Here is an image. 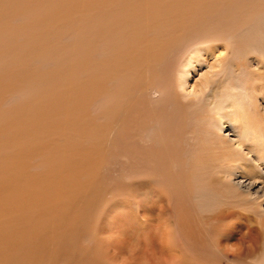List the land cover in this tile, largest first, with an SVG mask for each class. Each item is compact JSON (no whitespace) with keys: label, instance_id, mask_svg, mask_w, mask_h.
Listing matches in <instances>:
<instances>
[{"label":"bare ground","instance_id":"6f19581e","mask_svg":"<svg viewBox=\"0 0 264 264\" xmlns=\"http://www.w3.org/2000/svg\"><path fill=\"white\" fill-rule=\"evenodd\" d=\"M229 56L264 61V0H0V264H209L214 249L264 264L259 227L238 234L233 212L264 220V131L239 72L216 89ZM121 137L144 172L108 188ZM186 193L219 207L208 226ZM106 197L133 211L118 204L91 231Z\"/></svg>","mask_w":264,"mask_h":264},{"label":"rangeland","instance_id":"374dc122","mask_svg":"<svg viewBox=\"0 0 264 264\" xmlns=\"http://www.w3.org/2000/svg\"><path fill=\"white\" fill-rule=\"evenodd\" d=\"M173 61L174 60L171 59L170 62H168V63H170V64H168V68H169L170 73H173V70L177 66V65L176 66L174 65V67H173V64H174ZM211 62H212L211 60L207 59L203 63L200 64L199 68L191 71L190 76H189L191 84L199 78L200 74H203L204 72L208 71L207 68H209V66L211 65ZM224 63H229V65L234 70L232 73L225 74V72H223L222 75L219 74V77L217 79L216 89H218V88L221 89V87L224 86L228 82L229 77L234 78L236 75V72H239L236 80H234V81L232 80L231 83L235 84L236 86H238L239 84H243L245 87H248V89H247L248 100L251 101V104L249 105L250 107L248 106V110H249L248 113L251 116L250 121L251 122L256 121L257 123L255 124V126L258 128V130L264 131V61L262 60V63L260 65V64H257L253 60L252 57H242V58H238V59H233L231 56H229L224 60ZM215 85H216V83H214V86ZM180 109H177V110L181 111ZM148 114H149V116H151L152 113L149 112ZM171 115H172V113L170 114L167 109H163V113H162L161 117H162V120L164 122H161V123L163 125L167 122L165 129H167V131L171 132V134H172L171 138H173L176 135L178 136L177 132H179V130H180L179 129L180 125H178V124H180V121ZM237 126H238V124H237ZM161 128H162V126L160 125L159 129L161 130ZM160 130H158L157 133ZM155 137H157V136H155ZM116 145L117 146L114 149H112V153L110 154L111 157L105 165V172H106L105 173V176H106L105 177V181H106L105 183H106V186L108 188L113 184L116 176L121 177V180H123L125 182L126 181L129 182V181H132L131 178H132V176L135 175V173L139 174V172H142V173L144 172L143 170H141V165L138 163V157H136V159H135V156H138L135 153H137V150H138V152H140V148L139 147L137 148V144H134V139L130 138V139H127V141H126V140H124L123 137H121L120 139H118L116 141ZM224 147H225L226 151H228V145L224 144ZM132 154L134 156H131ZM141 155H143V154H141ZM151 156L149 157L151 161L156 160V156L154 154H152ZM233 159H235V157H233ZM233 163H235V162H233ZM250 164H252V163L248 162V161H247V163H243V165L246 169H248ZM153 169L155 170V168H153ZM168 171H169V168H168ZM168 174L169 175L173 174L175 176L174 177L175 179L181 180L183 182L187 179L186 173H184V172H182L180 174L179 173L177 174L174 172L168 173ZM248 174L252 175L253 170H249ZM130 186H132V185H130ZM184 198L186 200L185 203L191 209L189 212L190 222L193 224H197L196 226H198V225L199 226H205V225L208 226L211 223L210 220H208V218H210L211 216H215L219 212V207L214 208V209H209L206 211L196 209L194 207L195 206L194 201H193L192 197L189 196L188 193H186V197H184ZM118 199H120V200L118 201ZM118 199L116 200L115 198H111V197L107 198L106 197V199H105L106 204L104 203V206L100 207L98 217H97L96 222L93 225L91 231L96 230L100 226V224H101L100 219L102 217H104V215H106V213L108 211H110L113 207H115L116 205L124 202V204L127 207H129V209L131 208L129 201L122 200L120 197ZM109 204H110V206H109ZM190 204H192L194 206H192ZM222 204H223V202H222ZM239 205H242V208H236V209L233 208L234 209L233 212L242 213V215L246 218V220H240V219L235 220V222L237 224V233L240 235H247V233H248L247 232V224H251L255 228L259 227V229L261 231V239L260 240L262 241V246H264V220H262V219H261L262 221L258 220L251 213V206H250L251 204L246 205L243 202L242 204L239 203ZM126 206H124V207H126ZM220 206L222 207V211L227 210V207H224L222 205H220ZM231 206H232V204H231ZM104 210H105V212H104ZM130 210L133 211L132 209H130ZM99 217H100V219H98ZM212 223L215 226L217 224L220 225L218 223V220H217V222L213 221ZM206 240H207V242H209L208 238H206ZM214 252H215V254H217L215 257L216 258L218 257V259L215 260V262L209 263V264H216V263L217 264H255V263H253V258L255 256L257 257L258 255H260V254L256 253L254 256H252V262H251V257L248 259H243V260H230L229 262H225V261H219L220 260L219 254L216 252V249H214Z\"/></svg>","mask_w":264,"mask_h":264}]
</instances>
